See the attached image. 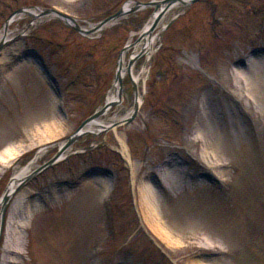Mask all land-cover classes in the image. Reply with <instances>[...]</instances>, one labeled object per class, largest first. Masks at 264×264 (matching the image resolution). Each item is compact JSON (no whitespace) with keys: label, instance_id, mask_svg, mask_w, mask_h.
I'll return each instance as SVG.
<instances>
[{"label":"rangeland","instance_id":"obj_1","mask_svg":"<svg viewBox=\"0 0 264 264\" xmlns=\"http://www.w3.org/2000/svg\"><path fill=\"white\" fill-rule=\"evenodd\" d=\"M125 1L0 0V30L13 12L26 7L97 23ZM152 13L148 8L127 15L96 38H85L57 19L37 23L24 17L8 27L14 40L0 54V156L6 157L0 160L7 163L0 197L18 166L24 167L42 147L45 153L37 164L47 161L102 106L121 47L136 40ZM263 13L264 0H200L188 7L163 33L136 118L117 128L133 153V172L117 153L114 132L80 138L72 148L81 153L31 179L9 202L7 211L18 205L20 218L34 210L21 261L9 264H170L143 236V226L163 245L171 264H264V120L256 94H248L246 87V77L264 82V50L254 51L264 48ZM29 48L47 57L60 81L67 122L51 115L54 93L28 57ZM206 98L217 110L214 117H223L228 125L234 103L247 112L242 120L246 134H233L226 154L192 141ZM173 157L183 164L186 180L194 179L187 193L171 209L162 195H174L162 187L141 203V190L150 188L143 181ZM119 162L128 178L123 170L110 200L111 228L110 193L103 189L107 182L84 183L80 174ZM172 163L179 169V163ZM197 172L215 176L219 184L202 180ZM126 237L132 242L127 244ZM143 245H148L144 254L138 249ZM2 255L0 245V262ZM16 255L11 252L9 258Z\"/></svg>","mask_w":264,"mask_h":264},{"label":"bare ground","instance_id":"obj_2","mask_svg":"<svg viewBox=\"0 0 264 264\" xmlns=\"http://www.w3.org/2000/svg\"><path fill=\"white\" fill-rule=\"evenodd\" d=\"M189 2L190 0H178L166 8L164 7V4L161 3V0H154L151 6L135 5L134 8L138 7V10H145L151 7L155 10L149 20L139 30L137 39L129 40L127 45L118 55L114 77L105 96V102L109 103L112 107L109 109L107 108L103 115L99 118L96 117L92 119V121L87 123L82 129L85 134H91L94 136L109 130L114 131L119 153L130 167H133L134 163L130 159L125 139L122 134L116 132L115 125L116 123H121L126 120L132 114L134 108L142 103L144 86L148 77L151 61L155 53L158 51L159 42L161 41L165 27L175 18V16L180 14L186 8ZM132 7L133 3H127L124 5L123 9L126 11ZM43 12L44 11H42L41 8H24L12 16L0 30V46L9 42L14 36V34L8 30V27L13 22H18L24 17H31V21L37 23L44 20L60 19L70 25L75 24V22L62 18L52 10L47 13ZM157 17H159V23L153 30L152 24ZM117 20L118 19L110 21L107 26L115 24ZM81 28L82 31L87 32L89 35L94 33L99 34L100 32H95L96 30L92 25L82 26ZM189 60L193 62L191 58ZM246 78V87L248 88L247 92L248 94H256L257 99L253 98V96L252 98L259 101L261 108L258 110V114L262 116L264 120V82L260 83L259 81H256L253 83L251 78ZM56 102L57 100L54 97L53 104L55 111H51V115L53 118H58V120H60L61 118L56 111ZM248 106L249 103L246 102V107ZM233 109L234 111L228 115L231 121V125H228L223 117H221V119H218V115L214 117L217 110L213 106L211 100L206 98L205 104L203 105L202 111L198 117L192 141H203L205 146H209L217 154L221 153L220 150L223 153L225 152V154L229 152V144L234 143L235 141L234 138H232V135L234 134L236 138H241L242 135L246 134L244 132L246 127L242 121V113L237 111L235 104H233ZM63 143L64 142H61L60 146ZM71 150L73 149H68L63 154V157L70 153ZM44 153V150L39 151L37 156L26 163L24 167L18 166L15 169V172L10 178V181L5 189L3 199L2 201L0 200V241L4 238L1 246L4 255L1 256L0 264H9L11 260L17 262L19 261L20 263V255H22L26 245L24 241L25 231L29 225V218L34 213L33 209H27L26 216L20 218L19 214L21 211L18 205L11 206L7 211V209L4 210L5 207L3 203L7 202L8 204L12 200L16 189L20 186V183L26 180L27 177L37 168V159L41 158ZM173 164L174 163L167 165L164 169L160 167L158 173L156 172V174H154L149 181H143L141 185H149L151 189L143 187L144 189L141 190L140 197L141 203L147 199L150 193L151 195H153V192L156 193L157 188L160 185H162L170 195H174V197L162 195L170 209L174 208L176 201L183 197V193H187V185H189L190 182L193 183L194 179L192 178L186 180V177L184 176L185 169L182 168V164L178 166L180 170L177 167H172ZM91 179L93 178H86L82 182L87 183L88 181H91ZM159 203L162 205L163 201L160 200ZM171 213H173V210ZM155 224L158 225L157 222H155ZM153 226L155 225L153 224ZM175 227L178 228L177 226ZM182 230L184 229L182 228ZM164 240L170 243L168 233L164 232ZM11 252L16 253L17 255L13 256V258H9Z\"/></svg>","mask_w":264,"mask_h":264},{"label":"water","instance_id":"obj_3","mask_svg":"<svg viewBox=\"0 0 264 264\" xmlns=\"http://www.w3.org/2000/svg\"><path fill=\"white\" fill-rule=\"evenodd\" d=\"M119 13H120V12H118L115 16H118ZM90 119H92V118L87 119V120L83 123V125L86 124ZM69 144H70V142H68V144L66 145V147H67Z\"/></svg>","mask_w":264,"mask_h":264}]
</instances>
